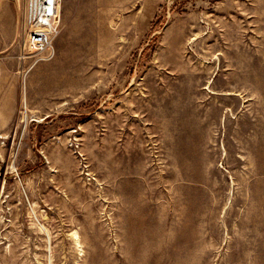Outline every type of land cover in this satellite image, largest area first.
I'll return each instance as SVG.
<instances>
[{"label": "rangeland", "instance_id": "374dc122", "mask_svg": "<svg viewBox=\"0 0 264 264\" xmlns=\"http://www.w3.org/2000/svg\"><path fill=\"white\" fill-rule=\"evenodd\" d=\"M26 1H0V264H264V0H63L47 60Z\"/></svg>", "mask_w": 264, "mask_h": 264}, {"label": "built area", "instance_id": "2783aa9c", "mask_svg": "<svg viewBox=\"0 0 264 264\" xmlns=\"http://www.w3.org/2000/svg\"><path fill=\"white\" fill-rule=\"evenodd\" d=\"M1 1V0H0ZM63 0H27L21 23L23 54L47 60L55 55L54 42L61 32Z\"/></svg>", "mask_w": 264, "mask_h": 264}, {"label": "bare ground", "instance_id": "6f19581e", "mask_svg": "<svg viewBox=\"0 0 264 264\" xmlns=\"http://www.w3.org/2000/svg\"><path fill=\"white\" fill-rule=\"evenodd\" d=\"M18 32H19V30H18Z\"/></svg>", "mask_w": 264, "mask_h": 264}]
</instances>
